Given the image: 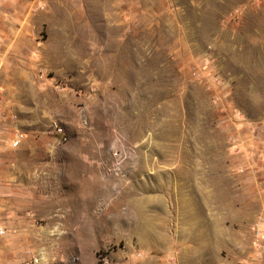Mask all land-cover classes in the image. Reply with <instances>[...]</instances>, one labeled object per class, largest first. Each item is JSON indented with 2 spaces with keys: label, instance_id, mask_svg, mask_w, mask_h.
Here are the masks:
<instances>
[{
  "label": "rangeland",
  "instance_id": "obj_1",
  "mask_svg": "<svg viewBox=\"0 0 264 264\" xmlns=\"http://www.w3.org/2000/svg\"><path fill=\"white\" fill-rule=\"evenodd\" d=\"M40 2L0 121L23 264H264V0Z\"/></svg>",
  "mask_w": 264,
  "mask_h": 264
},
{
  "label": "crops",
  "instance_id": "obj_2",
  "mask_svg": "<svg viewBox=\"0 0 264 264\" xmlns=\"http://www.w3.org/2000/svg\"><path fill=\"white\" fill-rule=\"evenodd\" d=\"M37 4L42 2L0 0V121L8 116L9 105L4 103V97L14 91L18 78L15 57L9 54H19V46L31 28L27 18ZM9 165L0 160V230L4 231L0 235V264H23L22 239L26 238L27 230L21 228L19 221L18 210L22 203L15 193L16 169H9Z\"/></svg>",
  "mask_w": 264,
  "mask_h": 264
},
{
  "label": "built area",
  "instance_id": "obj_3",
  "mask_svg": "<svg viewBox=\"0 0 264 264\" xmlns=\"http://www.w3.org/2000/svg\"><path fill=\"white\" fill-rule=\"evenodd\" d=\"M54 133L57 135V136H63V131L60 127L58 126H55L54 128ZM23 139V135L20 133V132H17L15 135H14V138H13V141L11 142V147L12 148H16L20 145L21 141ZM65 140V139H63ZM3 234V231L0 230V235Z\"/></svg>",
  "mask_w": 264,
  "mask_h": 264
},
{
  "label": "bare ground",
  "instance_id": "obj_4",
  "mask_svg": "<svg viewBox=\"0 0 264 264\" xmlns=\"http://www.w3.org/2000/svg\"><path fill=\"white\" fill-rule=\"evenodd\" d=\"M144 230H145V234H148L150 230H152V227L148 224L144 227Z\"/></svg>",
  "mask_w": 264,
  "mask_h": 264
}]
</instances>
